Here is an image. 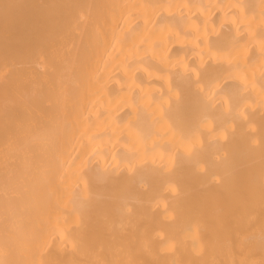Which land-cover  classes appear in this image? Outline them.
Masks as SVG:
<instances>
[{
  "label": "bare ground",
  "instance_id": "1",
  "mask_svg": "<svg viewBox=\"0 0 264 264\" xmlns=\"http://www.w3.org/2000/svg\"><path fill=\"white\" fill-rule=\"evenodd\" d=\"M0 264H264V0H0Z\"/></svg>",
  "mask_w": 264,
  "mask_h": 264
}]
</instances>
